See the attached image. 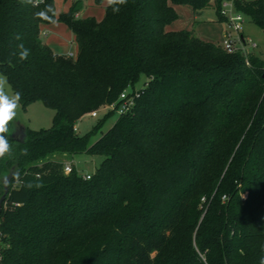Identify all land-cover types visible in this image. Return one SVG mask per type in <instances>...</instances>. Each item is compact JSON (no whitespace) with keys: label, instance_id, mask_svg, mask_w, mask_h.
<instances>
[{"label":"trees","instance_id":"16d2710c","mask_svg":"<svg viewBox=\"0 0 264 264\" xmlns=\"http://www.w3.org/2000/svg\"><path fill=\"white\" fill-rule=\"evenodd\" d=\"M82 4L55 17L73 33L69 57L40 37L49 22L36 13L54 0L36 8L0 0V73L22 107L41 101L54 111L47 129L10 122L13 156L0 160L1 263L260 264L264 59L166 29L178 4L193 14L212 7L222 21L218 2L128 0L116 13L104 5L101 19L76 16ZM235 7L264 30V0ZM20 44L26 60L14 55ZM123 91L134 97L129 111L95 140L111 110L76 133L83 115ZM78 154L103 157L89 179L70 162L64 172Z\"/></svg>","mask_w":264,"mask_h":264},{"label":"rangeland","instance_id":"374dc122","mask_svg":"<svg viewBox=\"0 0 264 264\" xmlns=\"http://www.w3.org/2000/svg\"><path fill=\"white\" fill-rule=\"evenodd\" d=\"M54 1L55 7L59 12L68 7V0ZM175 10L178 16L174 21L166 26L167 30H193L197 37L221 45L225 27L223 22L217 19L216 13L212 7H208L193 14L189 5L178 4L175 5ZM86 15L101 17L103 15V5L96 4L93 0H84L80 9L77 11L76 16L80 17ZM243 34L248 37L252 43L257 45L255 48H251L248 45L246 47L247 51H252L264 59L263 29L255 25L249 17L246 16L245 23L243 25ZM40 37L41 40L46 42L57 54L67 55L69 52L76 51V46L71 38V30L62 22L57 21L55 24H42L40 27ZM142 81L143 78H141L137 84L138 87L141 85ZM9 92L10 94L14 93L11 88ZM95 111V117L91 116L89 112L77 121L75 125L77 134L82 135L88 132L98 120L110 111V109L106 106H100L96 108ZM53 114L54 111L45 106L41 101L31 102L26 107H22L20 104V107L17 109V116L12 124L14 126L17 123H21L23 126L33 130L47 129L52 125ZM118 115V110L112 111V113L102 122L101 127L95 131L91 140H95L109 127H111L116 121ZM16 136L19 137V134H16ZM65 158L66 157H64V160ZM102 159L103 157L101 155L78 154L72 158L67 157L65 164L69 162L72 163L80 174L92 173L99 166Z\"/></svg>","mask_w":264,"mask_h":264},{"label":"clouds","instance_id":"9594fccd","mask_svg":"<svg viewBox=\"0 0 264 264\" xmlns=\"http://www.w3.org/2000/svg\"><path fill=\"white\" fill-rule=\"evenodd\" d=\"M22 3L32 6L33 8L38 7L41 4H44V0H21ZM107 4L112 7L114 13L120 11V6L127 4L128 0H106ZM36 16L41 17L47 20L49 23L55 24L57 21L56 10L51 5H45L44 9L38 11ZM16 39H20V36L17 35ZM18 55L20 60H26L30 54L29 49L25 48L23 44L17 46ZM11 86L8 82L7 77L0 73V160L5 158H10L13 156L12 147L9 143L8 136L6 135L9 132L10 122H13L17 116V109L20 107V102L22 100V94L20 92L11 93L9 92ZM25 154L27 150H24ZM43 184L29 183L27 187H42ZM262 251H264V246H262ZM260 264H264V256H261Z\"/></svg>","mask_w":264,"mask_h":264},{"label":"built area","instance_id":"2783aa9c","mask_svg":"<svg viewBox=\"0 0 264 264\" xmlns=\"http://www.w3.org/2000/svg\"><path fill=\"white\" fill-rule=\"evenodd\" d=\"M82 2L84 0H81ZM210 3L218 2V9L220 16L222 17V22L225 27L223 39L221 42V46L228 53H234L239 51L243 54L247 52L246 47L249 45L251 48H255L257 45L252 43L251 40L243 34V25L245 23V15L238 11L235 7V0H209ZM76 53H68L67 56L74 57ZM134 101V97L127 94V92L123 91L119 94V98L117 101H114L108 104L106 107L111 111H119V114L127 112L130 110ZM90 115L95 117L96 111L90 112ZM76 131V126L74 127ZM71 171V164L67 163L64 165V172ZM92 173H84L82 174L83 179H89ZM224 199V197H223ZM262 217H263V225H264V205L262 206ZM1 232H0V248H1ZM0 264L1 256H0Z\"/></svg>","mask_w":264,"mask_h":264},{"label":"crops","instance_id":"0c3cea01","mask_svg":"<svg viewBox=\"0 0 264 264\" xmlns=\"http://www.w3.org/2000/svg\"><path fill=\"white\" fill-rule=\"evenodd\" d=\"M64 1H67V0H64ZM72 1H74V0H68V7H69V5L71 4V2ZM107 4V2H106V0L104 1V2H102L101 4H99V5H103V14H104V5H106ZM68 7L65 9V10H63V11H66L67 9H68ZM55 9H56V7H55ZM62 12V11H61ZM56 13H59V11L56 9ZM86 16H93V15H86ZM86 16H80V17H86ZM103 16V15H102ZM102 16L101 17H96V16H94L95 18H97V19H101L102 18ZM166 29H167V27H166ZM72 33V32H71ZM224 34V33H223ZM72 41L74 42V36H73V33H72ZM46 43V42H45ZM47 44V43H46ZM74 44H75V42H74ZM76 46V45H75ZM77 52V47H76V51L75 52H69V53H76Z\"/></svg>","mask_w":264,"mask_h":264},{"label":"water","instance_id":"95a60500","mask_svg":"<svg viewBox=\"0 0 264 264\" xmlns=\"http://www.w3.org/2000/svg\"><path fill=\"white\" fill-rule=\"evenodd\" d=\"M264 31V30H263ZM16 138H17V136H15ZM4 187H5V191H4V194L1 196V198H0V204H1V202H2V200H3V198H4V195H5V193H6V190H7V188H6V182H5V184H4Z\"/></svg>","mask_w":264,"mask_h":264}]
</instances>
